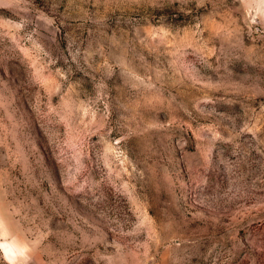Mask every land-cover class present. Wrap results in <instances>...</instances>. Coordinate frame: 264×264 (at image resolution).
Listing matches in <instances>:
<instances>
[{"label": "rangeland", "instance_id": "374dc122", "mask_svg": "<svg viewBox=\"0 0 264 264\" xmlns=\"http://www.w3.org/2000/svg\"><path fill=\"white\" fill-rule=\"evenodd\" d=\"M0 264H264V0H0Z\"/></svg>", "mask_w": 264, "mask_h": 264}]
</instances>
